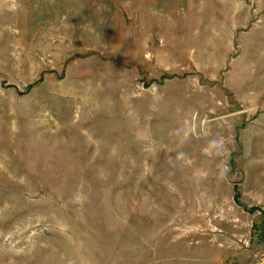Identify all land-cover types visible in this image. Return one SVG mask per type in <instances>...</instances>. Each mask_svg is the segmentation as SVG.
I'll list each match as a JSON object with an SVG mask.
<instances>
[{
	"label": "rangeland",
	"instance_id": "374dc122",
	"mask_svg": "<svg viewBox=\"0 0 264 264\" xmlns=\"http://www.w3.org/2000/svg\"><path fill=\"white\" fill-rule=\"evenodd\" d=\"M0 264H264V0H3Z\"/></svg>",
	"mask_w": 264,
	"mask_h": 264
},
{
	"label": "crops",
	"instance_id": "0c3cea01",
	"mask_svg": "<svg viewBox=\"0 0 264 264\" xmlns=\"http://www.w3.org/2000/svg\"><path fill=\"white\" fill-rule=\"evenodd\" d=\"M0 4H5V2L3 0H0Z\"/></svg>",
	"mask_w": 264,
	"mask_h": 264
}]
</instances>
